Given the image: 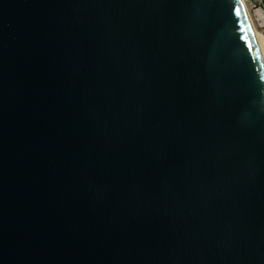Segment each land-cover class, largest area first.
Wrapping results in <instances>:
<instances>
[{"label":"water","instance_id":"obj_1","mask_svg":"<svg viewBox=\"0 0 264 264\" xmlns=\"http://www.w3.org/2000/svg\"><path fill=\"white\" fill-rule=\"evenodd\" d=\"M241 0H0V264H264V60Z\"/></svg>","mask_w":264,"mask_h":264},{"label":"built area","instance_id":"obj_2","mask_svg":"<svg viewBox=\"0 0 264 264\" xmlns=\"http://www.w3.org/2000/svg\"><path fill=\"white\" fill-rule=\"evenodd\" d=\"M252 28L261 42L264 50V0H241Z\"/></svg>","mask_w":264,"mask_h":264},{"label":"bare ground","instance_id":"obj_3","mask_svg":"<svg viewBox=\"0 0 264 264\" xmlns=\"http://www.w3.org/2000/svg\"><path fill=\"white\" fill-rule=\"evenodd\" d=\"M256 35V34H255ZM256 39H257V42H258V45H259V48H260V51H261V54H262V57H263V60H264V50H262L261 48V42H260V39L259 37L256 36Z\"/></svg>","mask_w":264,"mask_h":264},{"label":"snow or ice","instance_id":"obj_4","mask_svg":"<svg viewBox=\"0 0 264 264\" xmlns=\"http://www.w3.org/2000/svg\"><path fill=\"white\" fill-rule=\"evenodd\" d=\"M244 16H245V19H247V15H246V13L244 14Z\"/></svg>","mask_w":264,"mask_h":264}]
</instances>
